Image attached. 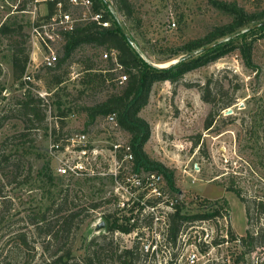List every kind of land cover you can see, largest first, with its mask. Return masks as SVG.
<instances>
[{"label":"rangeland","instance_id":"1","mask_svg":"<svg viewBox=\"0 0 264 264\" xmlns=\"http://www.w3.org/2000/svg\"><path fill=\"white\" fill-rule=\"evenodd\" d=\"M131 1L136 15L125 20L114 7L116 17L142 55L155 64L164 63L158 61L187 41L204 37L214 27L232 20V16L211 0ZM222 1H237L249 13L264 11V0ZM29 16L12 15L4 24L23 25V33L27 35L23 46L32 57L27 68L30 79L14 78V42L22 37L0 32V88H3L0 94V264H53L57 253L67 251L71 255L67 264H88L87 257L94 249L104 247L112 252L134 244L133 236L109 231L106 220L107 215H113L120 222H127L136 211L135 206L122 210L117 205L127 196L119 189L125 181L124 174L120 175L122 179L115 178V173H119L116 158H122L123 150H115L114 145L128 143L129 134L101 116L88 125L87 115L81 109L114 91L111 84H107L101 91L84 95L79 92L82 64L94 57L100 68H107L108 58L104 56L107 51L86 45L62 69L47 68L43 63L44 49L36 50L33 58ZM0 21H3L1 16ZM253 30L256 33L238 42L251 51L248 60L236 48L188 72L177 83L157 82L148 105L140 113L151 126L145 149L153 159L173 171L178 190L172 191L164 178L165 188L171 197H179L183 212H204V204L213 201L219 206H223L224 201L228 203L231 223L227 227L223 218L222 222H216L214 235L218 242L210 249L202 245L198 264H264V245H258L244 260L237 259L244 249L239 238L247 232L248 218L245 204L229 190L231 186L241 189L254 214L250 229L262 234L264 214H258L253 201L264 200V27L244 33ZM53 48L56 52L60 49L59 45ZM113 71L118 79L120 69ZM56 73L65 78L59 87L52 78ZM208 81L213 104L202 99L200 90ZM29 92L43 99L42 119L34 116L31 121L20 105ZM230 99L235 103L220 110ZM230 108L233 112L227 113ZM61 110L65 111L64 116ZM212 111L216 115L215 122L206 129L205 121ZM83 131L88 132L89 160L95 175H60L57 167L62 160L75 163L79 156L71 151L56 152L52 149L53 143L64 145L66 137ZM123 166L130 167L131 163L124 162ZM44 173L56 179L49 182ZM59 201L62 208H58ZM95 203L98 206H94ZM73 211L79 215L73 220L71 230L60 234V240L50 238L43 232L45 229H38L35 223L40 215L46 214L50 228L55 230L60 225V216ZM230 230L238 239L232 240ZM187 231L189 242L198 240L200 229ZM25 237L28 244L24 242ZM185 252L186 249L178 245L175 249H164L159 258L161 261L163 256L164 260L172 257L173 264L180 263ZM102 264L120 262L106 256Z\"/></svg>","mask_w":264,"mask_h":264},{"label":"trees","instance_id":"2","mask_svg":"<svg viewBox=\"0 0 264 264\" xmlns=\"http://www.w3.org/2000/svg\"><path fill=\"white\" fill-rule=\"evenodd\" d=\"M112 1L117 12L120 13L125 20H129L136 15V7L131 0ZM211 1L217 8L232 16V20L227 24L214 27L204 37L187 41L181 47L172 50L167 57L158 61L159 63H166L181 57L183 54H189L199 50L194 55L181 59L178 63L169 67H157L147 61L143 57L141 51L136 50L130 44L124 33L122 23L111 11L106 14V17L112 18L111 26L102 27L96 24H87L78 27L75 31L68 34L65 44H63L58 51L59 59L53 67L54 70L62 69L74 57L75 53L86 45L94 47L95 49H105L107 51L109 54L107 57L108 59H106L107 68H100L98 63L94 61V57L88 58L87 61L82 64L83 68L78 79L81 85V89L79 90L80 94L84 95L94 91H101L107 84H111L112 88H114V91L109 93L103 100L93 105H84L81 108L87 115V124H93L100 116L106 118L109 114L115 113L119 127L129 134L128 143L130 144L134 156L135 169L137 171H154L162 174L172 191L178 190L176 189V183L173 179V171L162 162L153 159L145 149L146 143L151 136V126L140 113L149 103L154 84L162 81L177 83L182 80L188 72L216 61L236 48H239L242 53L246 55V60H248L251 57V51L248 50L245 44L242 43L239 45L238 42L244 39L248 34L253 32L256 33L254 30L240 34L230 40L223 39L242 30L250 23L264 20V11L249 13L245 8L240 6L237 1L230 3L222 0ZM96 2L98 7H107L103 0H96ZM263 27L264 26H260L259 28ZM0 32L4 35L17 34L22 37V40H16L14 42L12 55L14 78L16 80L22 79L27 74V68L31 61L30 52L26 51V48L23 46L27 37V35L23 33V25L17 22H14L12 25L4 24L0 27ZM214 43L217 44L209 49L205 48ZM112 51L116 52L115 57L111 56L110 53ZM115 69H120L121 74L127 76V81H125V83L116 85L117 77L113 71ZM52 78L57 87L62 85L65 81L63 74L59 73L54 74ZM200 90L202 99L205 102L213 104L214 100L211 97L210 81L202 85ZM2 92L3 88H0V94ZM42 101V98H36L29 92L26 99L20 102L21 107L24 109V113L31 118V121L34 116L40 119L43 118L40 108ZM234 103L235 100L230 99L221 105L219 109L225 110ZM64 115L65 111L61 110V116ZM215 117L214 111L210 112L205 121L206 129L213 126ZM44 175L47 176L49 182L56 179V177L47 173H44ZM229 190L236 193L245 204L246 208L248 228L246 234L239 238L240 244L244 249H242L241 253L237 256L238 260H244L245 256L254 252L258 245H264V231L262 234L259 232L255 234L252 229H250L249 225H251L254 220V214L252 213L249 201L243 196L241 189L231 186ZM60 194V192L57 193L58 196ZM55 202L57 201H54V203ZM59 202L58 208H62V203L61 201ZM181 204H177L175 210L170 213V236L174 244L177 242L181 229L185 224L187 225L188 222L219 215L221 213V208L228 210V203L224 201L223 206L214 208L213 211L187 214L183 212V206ZM253 204L258 210L259 215L264 214V200H255ZM94 206H98V204L95 203ZM78 215L79 213L75 211L61 215L60 219H58L60 225L58 229L55 230L50 228V223L46 220V214L40 215L38 222L35 223L38 229H45L43 232L50 236V238L60 240V234L71 230L72 222ZM106 220L107 229L111 232L130 233L137 231L138 235L130 248H124L122 250L117 249L112 252L104 247H102V249H94L92 255L87 257L88 264H93L94 262L102 264L106 256L118 260L120 264H137L140 261L143 264H149V262L151 264H158L156 254L141 249V242L139 240V236L142 234V225H153L150 215L142 221L136 220L133 223L129 221L120 222L119 218L113 215H107ZM230 233L232 240L238 239L231 230ZM24 242L28 244L27 237H25ZM55 256L56 257L52 261L53 264H61V262L67 264L71 255L70 252L67 251L60 255L57 253ZM172 261L173 258L170 263H172Z\"/></svg>","mask_w":264,"mask_h":264},{"label":"built area","instance_id":"3","mask_svg":"<svg viewBox=\"0 0 264 264\" xmlns=\"http://www.w3.org/2000/svg\"><path fill=\"white\" fill-rule=\"evenodd\" d=\"M109 1V0H108ZM110 2V1H109ZM113 3L106 4L107 7H98L96 0H0V27L4 25L8 17L17 14L30 15L29 27L31 43L34 47L33 58L36 50L45 51L43 57L44 66L53 68L59 59V53L54 50V45L61 46L65 44L68 34L75 31L78 27L87 24H96L102 27H109L112 24V18L106 17L111 11L115 16ZM118 18V17H117ZM175 26V22L172 23ZM111 56L115 57L116 52L112 51ZM108 53L104 56L107 58ZM32 59V57H31ZM35 59V58H34ZM30 79V75H25L24 80ZM127 81L125 74L119 75L117 82L123 84ZM106 120L119 127L116 114L112 113L106 117ZM120 128V127H119ZM65 144L58 142L53 143L52 149L56 152H75L79 156V160L71 163L69 160H62L57 167L60 175H81L94 176L95 169L90 163V146L88 132L83 131L75 135H70L64 139ZM115 150H123L122 158H116L118 172L115 173L116 179H122L120 175L124 174V183L119 189L123 190L126 199L118 202V208L124 210L132 209L135 206L136 211L129 218L130 223L136 220H144L151 216L153 225L143 224L141 227V236H139L141 249L146 252L156 254L158 264L170 263L172 258L160 261L159 253L164 254V249H175L180 245V249H186L184 260L178 264H198L200 249L205 246L210 249L213 244H217L215 239L216 222H222L225 219V225L228 227L231 223L227 210L225 212L220 209L219 215L201 218L188 222L181 229L176 244L171 240L170 232V213L175 210L177 204L180 203L179 197H171L165 188L164 176L154 171H137L134 167V156L129 143L124 145L117 143L114 145ZM94 153V150H92ZM97 156V155H96ZM124 162L131 163L130 167L123 166ZM98 174V173H96ZM103 174V173H99ZM206 211H213L218 204L213 201L203 206ZM205 212V211H204ZM188 227V228H186ZM200 229L198 240L189 242L188 229ZM198 232V230H196ZM230 232V231H228ZM123 236L137 237L138 232L121 233ZM197 237V235H195ZM217 240V242H216ZM224 240V239H223ZM220 244V243H219ZM176 264V263H174Z\"/></svg>","mask_w":264,"mask_h":264},{"label":"water","instance_id":"4","mask_svg":"<svg viewBox=\"0 0 264 264\" xmlns=\"http://www.w3.org/2000/svg\"><path fill=\"white\" fill-rule=\"evenodd\" d=\"M103 1H104L106 4H110V2H109L108 0H103ZM114 11H115V9H114ZM115 12H116V11H115ZM260 26H264V20H262V21H260V22H257V23H255L254 25H252V26H250V27H248V28H246V29H244V30L238 31V32H236V33H234V34H232V35L226 37L224 40H230V39H232V38H234V37H236V36H238V35H240V34L246 32V31H248V30H251V29H254V28H257V27H260ZM123 29H124V28H123ZM124 33H125V35L127 36L128 41L130 42V44H131L136 50L139 51V47H138V45H137L136 42L130 37V35L126 32L125 29H124ZM217 43H218V42H217ZM217 43H214V44L208 45V46H206L205 48H206V49H209V48H211L212 46H214V45L217 44ZM194 54H195L194 52H191V53L185 55L184 57H181V58L178 59V60H175V61H173V62H170L169 66H171V65H173V64H176V63H178L181 59L188 58V57H190V56H192V55H194ZM143 57H144L147 61H149L151 64H153V65H155V66H157V67H161V66H159L158 64H155V63L151 62L150 60H148L145 56H143ZM169 66H168V67H169ZM232 112H233V110H232L231 108L227 110V113H232Z\"/></svg>","mask_w":264,"mask_h":264},{"label":"bare ground","instance_id":"5","mask_svg":"<svg viewBox=\"0 0 264 264\" xmlns=\"http://www.w3.org/2000/svg\"><path fill=\"white\" fill-rule=\"evenodd\" d=\"M170 64V62H166V63H162V64H158L161 67H168Z\"/></svg>","mask_w":264,"mask_h":264},{"label":"flooded vegetation","instance_id":"6","mask_svg":"<svg viewBox=\"0 0 264 264\" xmlns=\"http://www.w3.org/2000/svg\"><path fill=\"white\" fill-rule=\"evenodd\" d=\"M216 203H217V201H215ZM218 204V203H217ZM218 207H219V205H218Z\"/></svg>","mask_w":264,"mask_h":264}]
</instances>
